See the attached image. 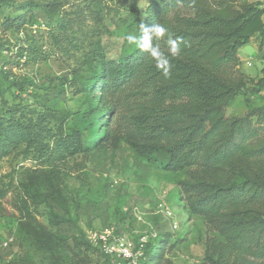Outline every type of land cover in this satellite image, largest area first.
<instances>
[{"label":"rangeland","instance_id":"1","mask_svg":"<svg viewBox=\"0 0 264 264\" xmlns=\"http://www.w3.org/2000/svg\"><path fill=\"white\" fill-rule=\"evenodd\" d=\"M129 3L0 1V110L17 103L48 109L64 129L77 128L84 141L102 136L97 132L100 113L90 115L88 108L108 109L101 118L107 126L114 99L92 102L83 84L137 48L126 39L136 36L132 14L125 9ZM237 56V70L251 81L226 114L242 116L264 105L259 81L264 48L259 51L251 40ZM255 85L261 86L257 92ZM126 102L118 107L115 124L128 120L135 102ZM85 146L58 161L42 159L24 146L0 159V187L7 188L0 198V264H106L102 252L87 242L90 229L112 231L134 246L149 241L153 252L146 264H200L205 240L214 233L184 204L179 184L188 179L185 172L166 170L155 153L136 154L120 132L105 145Z\"/></svg>","mask_w":264,"mask_h":264},{"label":"trees","instance_id":"2","mask_svg":"<svg viewBox=\"0 0 264 264\" xmlns=\"http://www.w3.org/2000/svg\"><path fill=\"white\" fill-rule=\"evenodd\" d=\"M141 2L130 0L125 9L143 47L138 44L113 66H102L95 81L83 84L92 102L114 99L107 126L101 118L108 109L88 108L90 115L100 113L97 132L103 135L86 142L77 128L64 129L48 109L2 106L0 159L24 146L42 159L58 161L84 151L86 144L105 145L120 132L136 154L155 153L166 170L187 175L179 184L184 204L214 233L205 240L200 264H264V105L242 116L226 114L251 81L237 70L238 48L252 39L259 51L264 48V10L254 0ZM157 25L180 48L172 56L167 36L152 35L151 45L168 56L167 76L154 55L143 50L149 45V28ZM259 81L264 83V77ZM256 87L255 92L261 86ZM129 98L135 105L128 109V120L115 124L118 107ZM6 191L0 187V198ZM144 249L146 264L152 244L145 242Z\"/></svg>","mask_w":264,"mask_h":264},{"label":"built area","instance_id":"3","mask_svg":"<svg viewBox=\"0 0 264 264\" xmlns=\"http://www.w3.org/2000/svg\"><path fill=\"white\" fill-rule=\"evenodd\" d=\"M264 10V0H254ZM170 216V211H167ZM176 227V224H174ZM86 238L89 243L98 248L106 264H139L143 259L144 240L134 246L131 242L126 241L123 237L113 234L109 230H88Z\"/></svg>","mask_w":264,"mask_h":264},{"label":"clouds","instance_id":"4","mask_svg":"<svg viewBox=\"0 0 264 264\" xmlns=\"http://www.w3.org/2000/svg\"><path fill=\"white\" fill-rule=\"evenodd\" d=\"M150 34L148 35L149 45L147 48H144L143 50L148 51L149 53L154 55V58L157 60V67L162 68L163 74L167 76L169 74L170 65L168 64V56L161 51L159 47H153L150 43L152 35H155L158 38H164L167 36L168 40L170 41L172 48H171V55L175 56L180 52L179 45L177 41L172 39L171 33L168 32V30L163 26H154L149 28ZM127 41L130 44H140L141 47H143L141 38H138L135 35H128L126 37Z\"/></svg>","mask_w":264,"mask_h":264},{"label":"crops","instance_id":"5","mask_svg":"<svg viewBox=\"0 0 264 264\" xmlns=\"http://www.w3.org/2000/svg\"><path fill=\"white\" fill-rule=\"evenodd\" d=\"M252 41H254V42H255V44L257 45V43H256V41H255V40H253V39H252Z\"/></svg>","mask_w":264,"mask_h":264}]
</instances>
